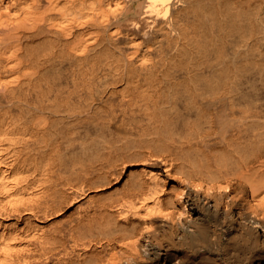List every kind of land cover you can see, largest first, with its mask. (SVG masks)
<instances>
[{
    "label": "bare ground",
    "instance_id": "1",
    "mask_svg": "<svg viewBox=\"0 0 264 264\" xmlns=\"http://www.w3.org/2000/svg\"><path fill=\"white\" fill-rule=\"evenodd\" d=\"M0 264H264V0H0Z\"/></svg>",
    "mask_w": 264,
    "mask_h": 264
}]
</instances>
